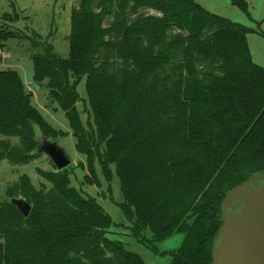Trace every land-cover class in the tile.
Segmentation results:
<instances>
[{"label": "trees", "instance_id": "trees-1", "mask_svg": "<svg viewBox=\"0 0 264 264\" xmlns=\"http://www.w3.org/2000/svg\"><path fill=\"white\" fill-rule=\"evenodd\" d=\"M15 17L0 18V50L21 38L9 25ZM253 31L195 0H76L68 56L47 41L31 56L33 80L64 112L87 158L81 184L99 185L95 158L107 181L114 165L118 205L135 240L164 254L156 243L183 234L166 252L169 264H211L222 200L264 170V67L250 54ZM83 76L86 125L76 108ZM31 96L16 70L0 69V163L40 155L31 154L35 126L53 139L64 134ZM51 166L35 169L48 188L21 174L0 197V264H145L107 236L113 222L95 197L70 184L72 166ZM13 196L31 204L26 217L7 201Z\"/></svg>", "mask_w": 264, "mask_h": 264}, {"label": "rangeland", "instance_id": "rangeland-1", "mask_svg": "<svg viewBox=\"0 0 264 264\" xmlns=\"http://www.w3.org/2000/svg\"><path fill=\"white\" fill-rule=\"evenodd\" d=\"M76 0H0V18L16 15L10 20V28L20 32L21 38H9L5 48L0 50V69H14L20 75L23 83L32 91L31 103L37 108L42 117L55 129L64 132L56 137L71 157L72 173L70 184L85 194L96 198L98 204L109 215L113 224L107 233L111 239L120 241L125 248L139 254L145 264H169L171 257L166 252L176 250L182 240L183 234L173 233L166 239L156 243L157 248L164 254H154L143 244L137 242L131 235L119 203L124 201L120 190V183L111 165V177L105 179L97 158L93 160V168L98 177L97 184H81L83 176L87 173V158L75 149V138L72 135L70 124L64 112L51 103L47 98V89L43 84L33 80V64L31 56L42 53V42L47 41L53 51L61 58H66L69 53L70 16L72 4ZM206 10L240 23L255 31L247 34V42L253 62L264 67V0H244L246 10H242L231 0H195ZM14 12L16 14H14ZM152 12V11H151ZM34 40L40 43L35 45ZM80 97L76 108L83 125L88 122L87 109H90L86 91V78L83 76L76 85ZM92 123V117H91ZM16 142V138L12 139ZM82 163L84 166H79ZM36 167L44 170L52 169L51 162L44 154H40L27 164L11 165L3 160L0 163V197L4 195L6 186L17 180L19 175L26 174L35 187L44 183L48 188L50 184L44 181L36 172ZM44 186V185H43ZM44 186V188H45Z\"/></svg>", "mask_w": 264, "mask_h": 264}, {"label": "water", "instance_id": "water-1", "mask_svg": "<svg viewBox=\"0 0 264 264\" xmlns=\"http://www.w3.org/2000/svg\"><path fill=\"white\" fill-rule=\"evenodd\" d=\"M34 132L36 146L31 154H44L57 170L72 163L56 138L45 136L36 126ZM6 199L22 216L29 214L31 204L24 198ZM220 212L221 225L212 241L211 264H264V170L230 189Z\"/></svg>", "mask_w": 264, "mask_h": 264}, {"label": "built area", "instance_id": "built-area-1", "mask_svg": "<svg viewBox=\"0 0 264 264\" xmlns=\"http://www.w3.org/2000/svg\"><path fill=\"white\" fill-rule=\"evenodd\" d=\"M30 83H31V81H27V82H26V85H29Z\"/></svg>", "mask_w": 264, "mask_h": 264}, {"label": "crops", "instance_id": "crops-1", "mask_svg": "<svg viewBox=\"0 0 264 264\" xmlns=\"http://www.w3.org/2000/svg\"><path fill=\"white\" fill-rule=\"evenodd\" d=\"M1 60L0 61H2V58H0Z\"/></svg>", "mask_w": 264, "mask_h": 264}]
</instances>
